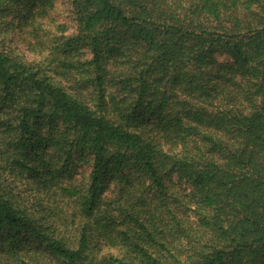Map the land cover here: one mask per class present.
Masks as SVG:
<instances>
[{
    "label": "trees",
    "instance_id": "16d2710c",
    "mask_svg": "<svg viewBox=\"0 0 264 264\" xmlns=\"http://www.w3.org/2000/svg\"><path fill=\"white\" fill-rule=\"evenodd\" d=\"M66 2L76 31L51 39L54 0H0V25L26 29L41 60L0 52V257L264 264V0ZM9 178L74 198L77 248ZM101 236L118 255H91Z\"/></svg>",
    "mask_w": 264,
    "mask_h": 264
},
{
    "label": "rangeland",
    "instance_id": "374dc122",
    "mask_svg": "<svg viewBox=\"0 0 264 264\" xmlns=\"http://www.w3.org/2000/svg\"><path fill=\"white\" fill-rule=\"evenodd\" d=\"M47 17L42 19V29L45 34H52L51 39L56 37H67L76 31V23L70 13V7L66 0H54V8L48 10ZM48 34V35H49ZM44 34L40 33V36ZM26 29L14 28L7 30L0 25V52L12 51L13 54L23 58L25 62L33 64L39 63L40 57L33 55L28 48V43H33ZM31 45V44H30ZM88 55H86L87 57ZM220 61L223 57L218 58ZM90 165H81L74 167L72 171V185L76 187H84L87 184ZM15 178H9L7 184L3 185L7 191L14 196L18 195L17 201L24 202L23 206L27 207L31 216L39 221L46 229L51 237L62 240L70 248H77L80 235L79 205L74 198L61 196L58 192H53L49 197H42L34 193L33 187L27 182H13ZM178 188V187H177ZM179 189V188H178ZM185 192H189L190 187H184ZM31 190V191H29ZM177 190V189H176ZM111 194V193H110ZM37 196V197H35ZM111 195L107 196V200ZM55 210V214H49L45 209ZM48 215V216H47ZM74 217V218H73ZM74 221L72 223L71 221ZM95 242V241H94ZM107 240H103L102 236L97 238V243L92 244L91 255L94 257H105L109 254H119L120 248L115 244H108ZM32 254V252H31ZM3 256V255H1ZM28 258V256H25ZM6 257H0V264H7ZM42 264H55V262L43 261ZM12 264V263H9ZM18 264V263H13ZM32 264H36L33 261Z\"/></svg>",
    "mask_w": 264,
    "mask_h": 264
}]
</instances>
